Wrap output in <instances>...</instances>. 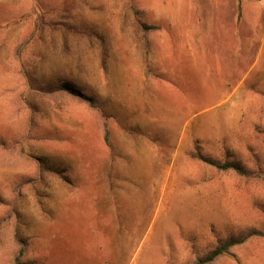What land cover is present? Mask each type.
<instances>
[{
  "label": "rangeland",
  "instance_id": "rangeland-1",
  "mask_svg": "<svg viewBox=\"0 0 264 264\" xmlns=\"http://www.w3.org/2000/svg\"><path fill=\"white\" fill-rule=\"evenodd\" d=\"M251 232L208 264H264V0H0V264H195Z\"/></svg>",
  "mask_w": 264,
  "mask_h": 264
},
{
  "label": "trees",
  "instance_id": "trees-1",
  "mask_svg": "<svg viewBox=\"0 0 264 264\" xmlns=\"http://www.w3.org/2000/svg\"><path fill=\"white\" fill-rule=\"evenodd\" d=\"M104 132H105V141L106 143H109V129H108V124L105 123L104 125ZM204 162L215 166L221 170L224 171H235L238 174L241 175H248L249 171H247L246 167L242 166L239 162H217L213 160L212 158L206 156L203 157L201 155L200 157ZM256 232H251L245 235H242L241 237L238 238H229L227 239L224 243H222L219 247H217L215 250H213L205 259L199 260L195 264H208L210 262L215 261L217 258L227 254L232 247H235L237 245L243 244L246 242L250 237L256 235Z\"/></svg>",
  "mask_w": 264,
  "mask_h": 264
}]
</instances>
